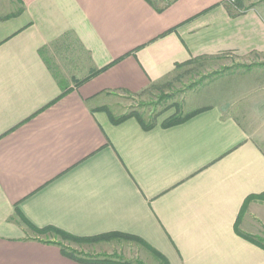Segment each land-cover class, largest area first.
<instances>
[{"label":"crops","instance_id":"obj_1","mask_svg":"<svg viewBox=\"0 0 264 264\" xmlns=\"http://www.w3.org/2000/svg\"><path fill=\"white\" fill-rule=\"evenodd\" d=\"M245 4L0 0V264H81L30 224L132 235L168 264H264V2ZM225 55L242 65L187 121L112 111Z\"/></svg>","mask_w":264,"mask_h":264},{"label":"rangeland","instance_id":"obj_2","mask_svg":"<svg viewBox=\"0 0 264 264\" xmlns=\"http://www.w3.org/2000/svg\"><path fill=\"white\" fill-rule=\"evenodd\" d=\"M264 0H243L245 5ZM242 65L240 59L233 55L221 56L214 60H204L194 62L178 69L177 73L168 79L162 86L152 89L148 94L139 97H124L116 100L118 105L112 108V111L119 113L138 114L148 125H156L164 121H169L175 117H184L190 111L202 106L211 104V94L217 90V86H210L209 89H202L215 74V72L226 73L232 69L239 68ZM237 79H231L228 82L224 80L223 86H234ZM226 82V83H225ZM247 98H254L252 83L245 80ZM252 85V86H251ZM201 88V89H199ZM244 88V91H245ZM253 92V95H252ZM244 95V94H243ZM240 96V98L243 97ZM250 95L252 97H250ZM235 96V95H234ZM239 96H235L238 98ZM234 98V99H235ZM235 101V100H234ZM235 108L239 105L234 106ZM264 108L262 114H259V125H264ZM133 118V117H132ZM138 120L139 117H134ZM60 241L67 246L68 251L75 253L78 257L87 259H112L120 261H131L140 264H164L158 255L144 248L136 242L125 240L101 241L95 243H74L62 238Z\"/></svg>","mask_w":264,"mask_h":264},{"label":"trees","instance_id":"obj_3","mask_svg":"<svg viewBox=\"0 0 264 264\" xmlns=\"http://www.w3.org/2000/svg\"><path fill=\"white\" fill-rule=\"evenodd\" d=\"M198 112L188 114V115H186L184 117H181V116L175 117V118H173V119H171L169 121L167 120V121H165L164 125L166 127H169V126H173V125H176V124H180V123H182L184 121H187L191 117L195 116V114H197ZM138 121L145 128H149L151 126V125L146 124L141 117L138 118ZM27 224H29V223L27 222ZM29 226L32 227L35 230V232H37L40 235L53 234L56 237L62 238L64 240H67V241H70V242L79 243V244L95 243V242L111 241V240H125V241L136 242L139 245L143 246L144 248L148 249L149 251H151V252L155 253L156 255H158L160 257V259L164 262V264H168V261L165 259V257H163L156 250H154L145 241H143L142 239H140L138 237L132 236V235H126V234H122V233H112V234L100 235V236L94 237V238H78V237L70 235V234H68L66 232H63V231H61L59 229H56V228L36 229L31 224ZM249 240L252 241L257 246H259L262 249H264V245L261 242H259L257 240H254V239H251V238H249ZM61 250H62V254L65 257H67L69 259H72V260H74V261H76L78 263H81V264H140L138 262L134 263V262H131V261H120V260H112V259L98 260V259L81 258V257H78L75 253H72V252L68 251V249L66 247L61 246Z\"/></svg>","mask_w":264,"mask_h":264},{"label":"built area","instance_id":"obj_4","mask_svg":"<svg viewBox=\"0 0 264 264\" xmlns=\"http://www.w3.org/2000/svg\"><path fill=\"white\" fill-rule=\"evenodd\" d=\"M224 2L231 4V5H235L237 0H224Z\"/></svg>","mask_w":264,"mask_h":264}]
</instances>
